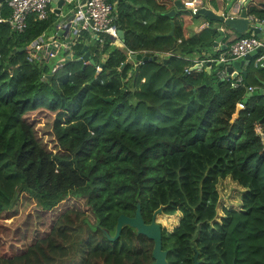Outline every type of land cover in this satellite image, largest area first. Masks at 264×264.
Segmentation results:
<instances>
[{"label":"trees","instance_id":"1","mask_svg":"<svg viewBox=\"0 0 264 264\" xmlns=\"http://www.w3.org/2000/svg\"><path fill=\"white\" fill-rule=\"evenodd\" d=\"M173 1L116 0L122 46L86 36L52 73L53 63L29 61L25 47L49 29L53 13L29 16L22 32L0 22V217L20 192L42 211L68 197L87 207L64 209L23 250L0 253V264H146L151 245L143 235L129 226L113 242L103 234L113 233L118 214L132 216L136 203L142 215L157 207L180 212L163 243L168 264H191V239L200 264H264V145L254 132L264 118V67H254L252 57L234 87L236 76L219 80L213 62L208 71L190 69L201 52L218 56L211 43L219 31L196 13L207 25L185 37L181 17L188 11L164 15ZM0 12L9 13L4 1ZM246 12L264 18V8L251 2ZM245 35L235 32L226 44ZM83 45L99 71L77 60ZM126 50L163 57L132 66ZM238 102L243 107L233 118ZM36 110L53 113L52 150L24 118ZM224 177L244 189L240 207L223 208L210 224Z\"/></svg>","mask_w":264,"mask_h":264},{"label":"built area","instance_id":"2","mask_svg":"<svg viewBox=\"0 0 264 264\" xmlns=\"http://www.w3.org/2000/svg\"><path fill=\"white\" fill-rule=\"evenodd\" d=\"M2 1H4L9 13L5 18H0V22L7 23L10 30L15 32H22L24 30L29 16H32L35 20H46L49 13L54 14L55 18L49 27L50 32H41L25 47L26 58L29 61L50 64V60L54 57L57 58L58 61L50 66V73L57 67H60L64 60H71L73 58L74 46L79 43L80 39L86 40V36L95 38L99 44L102 43L105 36L110 38L112 44L121 43L116 35L118 28L116 26L115 14L113 13L116 0H62L59 6L54 1L53 7L50 6L52 0ZM227 1L231 2V5L226 11H220L219 14L223 18L231 19L237 17L244 0ZM206 3V0H186L182 2V5L189 15H195L199 12L200 8H208ZM64 5H67V9L65 12H62ZM54 9L57 11L55 12ZM245 19L247 20L248 27L253 26L255 23L264 24V18H258L247 12ZM214 25L217 31L223 33L224 30L221 24ZM256 48H258V51L253 56L252 64L254 67H264V35L256 37L252 31L230 42L226 49L214 59L207 58L208 55H206L201 59L192 58L191 61L193 65L199 63L203 66L206 61H209L217 66V63L241 59ZM137 53L139 52L125 51L126 60L132 66L141 62L133 58ZM156 55L158 56V60L163 57L160 54ZM163 55H167V53ZM80 57L81 53L78 58ZM88 57L90 58L89 51ZM103 58L104 55H102L101 59L103 60ZM81 61L83 64H91L88 59ZM91 65H94L96 71L100 70V65L95 63ZM184 71H187V67L184 68ZM216 76L219 80L228 78L224 67L217 68ZM41 78H45V75L42 74ZM240 80L241 76L237 74L235 80L230 82V85L234 87ZM253 89L254 87L252 86L246 88L247 92H251ZM236 106L240 109L243 107L241 102L236 103ZM254 132L259 137L261 144L264 145V122L256 124Z\"/></svg>","mask_w":264,"mask_h":264},{"label":"rangeland","instance_id":"3","mask_svg":"<svg viewBox=\"0 0 264 264\" xmlns=\"http://www.w3.org/2000/svg\"><path fill=\"white\" fill-rule=\"evenodd\" d=\"M215 1L223 9H227L231 5V2L227 0ZM250 2L260 5L264 3V0H250ZM66 9L67 5H64L62 12H65ZM46 32L49 33L50 30L46 29ZM57 61V58L54 57L50 60V63H56ZM24 118L30 123L40 142L49 150H52L54 146L50 130L53 113L46 110H36L27 113ZM216 190L218 199L215 208V219L223 216V208L239 209L240 195L244 190L243 188L236 185L229 177H224L218 179ZM66 208H76L87 212L83 199L77 197L65 198L50 210L42 211L26 194L18 193L14 205L8 211L2 213L0 217V253L8 255L23 250L34 239L46 233L51 221ZM179 216L180 212L175 211L169 218H179ZM166 218L167 216L163 214L156 216V219L160 222L169 224Z\"/></svg>","mask_w":264,"mask_h":264},{"label":"water","instance_id":"4","mask_svg":"<svg viewBox=\"0 0 264 264\" xmlns=\"http://www.w3.org/2000/svg\"><path fill=\"white\" fill-rule=\"evenodd\" d=\"M2 0H0L1 2ZM54 1H56V5L59 6L62 2V0H52L50 3V6H54ZM250 3V0H244L242 3V8L239 11V15L235 18H223L222 15L219 13L214 12L211 9L208 8H200L199 14L207 18L208 20L212 21L213 24H221L225 26L226 28L236 32V33H248L249 31H252L256 37H260L264 35V24H257L255 23L253 26H247V20L245 19L246 16V6ZM259 6L264 8V3H261ZM184 9L182 3L180 0H174L173 1V7L169 9L166 13H164L165 16L171 17L175 10H182ZM55 12L57 11L54 9ZM173 31V23L170 21V31L168 32V35H171ZM117 38L122 41L123 40V33L120 29H117L116 31ZM222 33L219 32V34L215 37V39L212 41L211 46H216L218 41L222 38ZM224 50V49H223ZM258 51V48L255 50L250 51L246 55H244L241 59L238 60H230L224 63H217V68L224 67L225 73L228 75V77L232 78L234 76H237V74H243V66L246 65V63L256 54ZM81 57L77 58V60H89L91 64H94L93 60L88 57V51L86 50V45H83L81 48ZM135 60H140L141 62H144L146 60H157L158 56L156 54L150 53V52H142L137 53L133 56ZM210 62L206 61L204 63V69L206 71L209 70ZM202 67L201 64L197 63L190 67V69H200ZM262 87L260 88V92L264 94V82L261 83ZM250 95V92L246 93V96ZM105 101H108L109 98H105ZM239 107L236 106L235 111L233 113V118H235L238 114ZM264 118L259 121V123H263ZM161 212V207H157L152 211V219L149 223H144L142 221L141 215H140V206L139 203L135 204V209L132 216H126L122 213L118 214L115 220L114 224V230L112 234H109L107 231H103V234L105 238L113 242L116 240L119 236L120 230L123 226H129L134 229L136 234H141L145 236L148 239H151L153 242L152 250H151V257L153 261L148 264H167L165 260V254L166 251L161 250L160 246V231L159 226L157 223L154 222L153 217L155 214ZM193 262L192 264H197L196 261V254L192 257Z\"/></svg>","mask_w":264,"mask_h":264},{"label":"crops","instance_id":"5","mask_svg":"<svg viewBox=\"0 0 264 264\" xmlns=\"http://www.w3.org/2000/svg\"><path fill=\"white\" fill-rule=\"evenodd\" d=\"M219 1H221V0H219ZM206 2H207L206 5L208 6V8H210L211 10H213L216 13H220V11H226V9H223V7H221V6L219 7L217 4V1H215V0H214V3H215L214 5H212L211 1H209V0H206ZM0 18H2V17L0 16ZM181 18H182V32H183V35L185 37L188 36L190 33H195L198 30H200L201 28L206 26V21L204 19H202L201 17H193V15H183ZM223 30L224 31L222 33L223 34L222 38L218 41L216 46H212V48L214 50H219L218 55H220L226 49V47L228 45L226 43H228L232 38L235 37L234 31H232L228 28L226 29L224 26H223ZM262 31H264V29ZM224 34H227L228 38L224 39ZM119 42H121V41H119ZM114 45L117 47L122 46L121 43H115ZM201 54H204L205 56L208 55V53H204V52H201ZM194 58H197V56H194ZM201 68H204V64Z\"/></svg>","mask_w":264,"mask_h":264},{"label":"flooded vegetation","instance_id":"6","mask_svg":"<svg viewBox=\"0 0 264 264\" xmlns=\"http://www.w3.org/2000/svg\"><path fill=\"white\" fill-rule=\"evenodd\" d=\"M158 214L166 215L167 218H169V217H170L172 214H174V213H172V214H164V213L162 212V207H161V212L155 214L154 217H153L154 222L157 223L158 226H159V231H160V246H161V250L166 251V254H165V260H166V256H167L168 248H164V247H163V243L166 242V237H167L166 234H170V233H172L173 229L178 225V221H179L180 216H179V218H178V217H174V218H172V221H170V224H167V223H165V222H160L159 220L156 219V216H157ZM140 215H141L142 221H143L144 223H149V222L151 221V219H152V212H151L150 215H146V214L142 215L141 213H140ZM129 217H130V216H129ZM167 218H166V219H167ZM166 219H165V220H166ZM219 219H220V218H218V219H215V218H214V219H212L209 223L212 224L213 222H218ZM132 229H133V228H132ZM133 230H134V229H133ZM144 237H145V236H144ZM163 238H165V239H163ZM124 241L127 242L126 239H124ZM145 242H146L148 245H149V244L151 245V247H150V257H151V250H152L153 242H152L151 239H148V238H146V237H145ZM190 242L192 243V244H191V248H192V250L194 251V253L190 256L191 264H192V262H193L192 257H193L194 254H196V261H197V264H200L201 260L198 259V255H197L198 252L195 250V247H194V244H193V243H194V242H193V239H191ZM152 261H153V259H152V257H151V260H150L148 263H151ZM166 262H167V260H166ZM148 263H146V264H148ZM167 264H168V263H167Z\"/></svg>","mask_w":264,"mask_h":264}]
</instances>
